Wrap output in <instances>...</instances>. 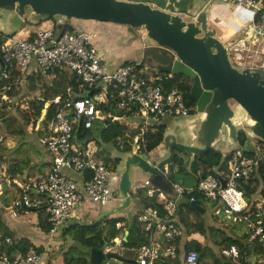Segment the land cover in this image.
Listing matches in <instances>:
<instances>
[{"label":"built area","instance_id":"1","mask_svg":"<svg viewBox=\"0 0 264 264\" xmlns=\"http://www.w3.org/2000/svg\"><path fill=\"white\" fill-rule=\"evenodd\" d=\"M212 1L246 11L253 36L264 43V0ZM63 23L61 16H56L50 27L26 38L0 32L2 102H9V94L17 96L14 88L19 90L27 78L47 80L56 72L64 73V69H68L71 74L68 80L74 79L76 83V88L66 84L58 94L45 101L37 122L28 128L29 132L44 134V138H39L51 159L48 170L38 178L23 182L7 181L19 191L7 207L10 216L18 218L33 214L44 217L48 237L56 234L71 212L85 201L104 206L122 200L117 190H112L110 186V176L115 167L104 162L103 149L98 146L95 134L90 133L95 130L99 119L111 116L110 113L102 115L101 104L107 103L109 98L114 99L110 124L117 120L122 129L115 144L123 151L134 154L152 152L147 150L146 137L158 130L163 119L187 117L193 111L177 87L165 86L173 79L172 73L155 70L152 73L154 76L147 79L143 77L147 71L142 66L138 68L139 61L133 60L108 70L98 57L93 31H58V26ZM243 44L227 48L231 63L238 68H264V61L242 62L243 51H249ZM262 53L264 55V50ZM239 55L240 58H236ZM46 84L48 88L54 87L53 84ZM21 98L23 103L28 100ZM36 99L42 100L43 97ZM50 104L56 106L57 111L52 119L46 121ZM125 119L128 121L121 123ZM110 124L101 127L106 128ZM110 143V148H115L113 141ZM244 145L229 151L228 157L224 156L226 158L219 166L209 168L211 173L196 187H184L180 180L170 183L175 192L174 199L152 185L150 178L136 188H145L146 196L156 198L166 210L160 215L156 208L145 206L136 215L147 237L146 242L136 249L138 264H150L151 261L198 264V253L193 249L185 251L180 257L181 240L190 241L191 237L176 224L174 213L176 203L183 195L193 192L201 195L203 203L200 206L205 210L207 207L211 209V218H217L224 226H235L237 237L244 236V251L235 244L221 249L222 257L228 260L225 264H251L250 256L253 260L264 256V144H253L252 150L241 149ZM0 172L3 170L0 169ZM68 172L81 175V180H75ZM159 172L167 179L169 166L159 168ZM221 179L225 183L223 187ZM246 187L251 190L249 195L246 194ZM136 189L130 190L128 195H134ZM192 201L196 200L191 195L189 202ZM114 226L120 228V223L116 222ZM4 241L11 243L9 237H5ZM113 242L114 252L120 254L121 236L113 238ZM41 261V253L32 246L24 254L10 255L6 250L0 251V264H39Z\"/></svg>","mask_w":264,"mask_h":264},{"label":"water","instance_id":"2","mask_svg":"<svg viewBox=\"0 0 264 264\" xmlns=\"http://www.w3.org/2000/svg\"><path fill=\"white\" fill-rule=\"evenodd\" d=\"M209 6L208 2L197 6L193 1L191 7L178 14L148 3L125 0H0L3 35L15 34L25 23L35 25L56 16H61L76 32H82L83 28L72 19L124 25L129 34L135 35V29L144 31L141 38L127 40V43L135 40L139 44L136 48L140 54L138 68L145 66L192 79L189 98L196 113L204 116L198 130L189 137L184 127L196 115L175 118L163 131L161 147L150 154L127 153L126 164L117 171V192L122 200L117 202L113 212L129 206L128 193L136 168L150 177L152 185L174 199L172 185L159 168L170 166L176 153L186 155L190 166L195 157L205 155L210 149H239L240 132L246 136L243 150L253 149L252 138L264 142V68H238L231 63L224 41L209 27ZM109 111L112 116V105ZM111 116L104 119L103 124H110ZM113 123L117 125L118 121L113 120ZM179 134H184L185 141H177ZM220 181L223 187L224 180ZM188 206L199 214L206 211L196 201L189 202ZM106 246L105 241L90 249V264H103L110 259L123 261L115 252H104ZM200 257L198 254L197 262Z\"/></svg>","mask_w":264,"mask_h":264},{"label":"crops","instance_id":"3","mask_svg":"<svg viewBox=\"0 0 264 264\" xmlns=\"http://www.w3.org/2000/svg\"><path fill=\"white\" fill-rule=\"evenodd\" d=\"M125 1H131V2H144L148 3L150 6L159 8L171 13H178L180 14L182 11L187 10L189 7H191V4L193 1H195V4L198 6L199 4H204L206 2L210 3L209 9H208V16H209V27L215 31V34L220 38L221 40L224 41L225 45L227 46L228 49H231L232 46H235L237 44H234L231 42L234 37L240 36L242 38V43L243 45H247L249 51L246 52L243 51V63L247 62H260L264 61V55L262 51L264 50V43L256 38V36L252 37L248 35L247 28H251L249 26V21H248V16L246 11L239 10L238 8L224 4L221 2L217 1H212V0H125ZM227 7V9L224 10V8ZM230 9V10H229ZM229 16V17H228ZM72 21L76 24L79 25L80 27L83 28V30H87V28H94L96 35L99 36L102 34V24L99 22H92V21H87V20H76L72 19ZM92 28V29H93ZM94 32V30H92ZM95 38V42H96ZM128 38H126L127 42ZM128 44V43H126ZM130 45L126 48L127 52H121V54L125 55V57H122L118 63H113L111 58H108V70H114L117 66L130 61V60H136L137 56L134 53V50H136L137 47H139V44L134 40ZM121 48H119L120 50ZM101 62L104 63V59L100 57ZM105 64V63H104ZM147 72L153 73L155 72L156 69H148L146 67L145 69ZM158 71V70H157ZM36 78V77H33ZM33 78H27V80L23 83L21 86L20 93L15 96L19 100L21 96H27L31 97L33 99L42 96V91H40L38 88L41 87V85H46V83L51 86L53 84L54 77L52 76L51 78H48L47 80L43 81V78H37L39 79V83L36 82L35 79ZM30 84H33L30 86ZM37 87H36V86ZM45 94V93H44ZM53 95V94H52ZM22 99V98H21ZM194 116V115H193ZM192 116V117H193ZM190 117V116H189ZM175 119V118H174ZM173 118H166L163 119L160 123L159 127H163V131L166 128V126L172 122ZM118 126V124H117ZM163 134V133H162ZM108 146V144H106ZM162 146V139L159 145L156 148H159ZM41 148V157L40 161H35V162H30V165H23V167H17V171L15 175H12V172L9 171L7 174L4 175V172H0V175H3L4 177H7L5 179V182L0 178V251L2 250H7V249H13L11 251L12 254H20L17 248L19 243L22 245L28 244L29 247H35L40 248L39 250L41 251V256L44 253L45 249L53 248V250H56L60 245V241H54V235L60 236L61 239L66 241V247L60 246L59 250H57L55 253H53L51 260L48 258L44 259L42 256V261L40 262L41 264H50V261L53 262V264H64L63 259L64 258H72V259H85L89 263V253L90 249L92 247H97L98 243L100 240L96 238V233L98 231H102V235L107 239V245L108 251L114 252L113 250V238H109L111 233L114 232V229H118L117 233L115 234V237L121 236L122 238H125L129 234V228L132 226V220L136 215L143 210L144 206L140 203V199L137 197H134L132 195L131 197V202L128 207H125V209L121 211H115L113 212L114 208L117 207L118 205L116 204L117 202H111L106 205H96L92 204L88 201H85L81 206L75 208L72 212L71 215L68 219V223L65 227H61L59 231H57L56 234L53 236L48 237L47 231L43 229V226L46 223L44 217L39 218L33 214L30 215H23L18 218H12L9 214L8 211V206L12 198L16 197L19 193L17 190L16 186H9L7 184V181H26L27 179L31 178H38L41 177L45 174V172L48 170L51 159L48 156L44 146H40ZM108 148V147H107ZM110 148V147H109ZM156 148L152 149L155 150ZM215 149L218 150H227L231 151L228 149H224L222 147H216ZM110 150L113 151V149L110 148ZM103 154L106 155L105 151H103ZM110 156L111 154L108 153ZM182 157L185 158L187 168H189L188 164V158L186 155L183 153H180ZM1 156V155H0ZM112 157V156H111ZM37 168L36 169H34ZM41 167V169H38ZM69 175H71L75 180H81V175L75 174L72 172H68ZM145 175V174H144ZM146 176V175H145ZM145 179H149L148 176L143 177L142 182ZM142 183L141 181H135V178L133 176L131 185H130V190L136 189L140 185L138 183ZM12 183V182H11ZM118 183H119V174L117 170L114 168L113 172L111 173L110 176V186L112 190H117L118 189ZM139 185V186H138ZM10 187V188H9ZM130 192V191H129ZM131 194V193H130ZM131 196V195H130ZM148 202V199L145 200ZM192 215V214H191ZM193 216V215H192ZM122 218L125 220V222L120 223V228H111V223L110 219H116V218ZM201 217V216H200ZM191 219L192 217L189 216ZM201 218L208 220L211 224L214 225L213 218H210V215L203 214ZM189 222L194 223L196 221L190 220ZM216 223V222H215ZM140 226L139 228L142 229L141 223H139ZM91 227V228H90ZM225 229L226 227L223 226ZM74 231L69 233V230L73 229ZM88 228V229H87ZM87 229V230H84ZM83 230V232H82ZM90 231V233L87 231ZM185 234L191 237V240L188 241L186 239L181 240L182 244V250L180 253V257L183 256L185 251L193 249L195 247V243H200V244H207L210 247V250L213 253H216L217 258L219 257V254H217L218 246L215 243V240L212 238V235L208 238H206L204 235L199 233L198 231L194 230H188L187 228L184 229ZM228 231V229H226ZM60 233V234H59ZM82 233L83 239L87 240V243H83L80 241V234ZM123 233V235H122ZM228 236H234L237 237L238 234L235 232V229L231 228L227 232ZM59 234V235H58ZM137 235L138 232L136 229L133 230L132 232V239L137 240ZM5 237H9L11 240V243H6L4 241ZM77 239L81 242V245L77 243ZM114 237V238H115ZM51 241V244L49 240ZM74 239V240H73ZM206 240L208 242H206ZM76 244L80 245L81 252L78 253V255L71 254V246H68L70 244ZM194 242V243H193ZM60 243V244H58ZM107 248L104 249V252L106 251ZM64 252V250H66ZM136 249L137 247H129L127 245H122L119 249V255L123 258V261H119L117 259H110L109 261L103 262V264H138L136 261ZM195 250V249H193ZM53 252V251H51ZM63 252V254H61ZM220 251H218L219 253ZM201 255L200 260L198 264H201L202 261H204L205 264H214L213 259L210 258L209 256L205 255L202 257V253H199ZM250 260H253V257H249ZM39 263V264H40ZM150 264H164L161 261H151Z\"/></svg>","mask_w":264,"mask_h":264},{"label":"trees","instance_id":"4","mask_svg":"<svg viewBox=\"0 0 264 264\" xmlns=\"http://www.w3.org/2000/svg\"><path fill=\"white\" fill-rule=\"evenodd\" d=\"M58 29H59L58 31H73L65 23L59 25ZM0 40H1V37H0ZM161 73H163V72H161ZM153 74L150 72H146L143 74V77L150 79L152 76H154ZM181 78H182L181 76L174 75L173 79L170 80L169 82H167L165 84V86L167 88L177 87L179 89V91L182 92V94L185 98L186 104L191 108V106L193 107V102L190 100L187 92L184 91ZM67 84L71 85L73 88H76V83L74 82V79L68 80ZM21 89L22 88H20L18 90L17 87H15L14 93H16V94L20 93ZM53 89H55V87H53ZM59 91L60 90L55 89L53 91L52 96L58 94ZM8 97L10 98L9 101L12 102V104H15V107L13 109H11L10 112H12L14 109L19 110L17 108L19 106V104H18L19 101H17L18 99L13 97L12 94H9ZM21 97L25 98V96H21ZM12 98L16 101H14V102L11 101ZM47 100H48L47 96H45L42 100H35L34 101L32 99H28L25 102L26 104L24 103L25 107L22 106V109L20 111L22 113V117L20 119L21 121L18 123V126L20 127L19 129H21V130L18 131L17 134L23 135L24 132L27 133L28 128H30L31 126L27 125L28 122L25 124V118L31 119L34 116H36V118H37L40 115L41 109L44 108L45 101H47ZM113 102H114V99L109 98L107 103L100 105V107H102V115L103 116H105L106 114L109 113L110 105ZM3 103H5V102L3 101ZM1 107L2 106H0V108ZM56 111H57L56 106H54L53 104H50L47 108L45 120L47 121V120L52 119L54 117ZM5 115L6 114H1L0 117H2L4 120H6ZM103 121H104L103 118L99 119L95 123V130H91V132L90 131L89 132L92 134H95V133L99 134L101 141L105 145L108 144L110 147L112 145V143H110V142L114 141L117 138V136L122 133V129L114 123L108 125L106 128H102L101 126L103 125ZM22 123L27 125L26 131L23 129V126H21ZM162 133H163V127H158V130L156 132L148 134V136L146 137L147 150L148 151L156 148L159 145V143L161 142V139H162ZM239 140H240V145H243L245 143L246 136L244 133H242V132L239 133ZM257 141L261 142L260 140H257ZM97 144H98V146L100 145L99 142H97ZM227 153H229V151H227V150L210 149L205 155H203L201 157H195L194 161L189 166V168H187L185 158L182 157L180 155V153H176L174 155L173 160H172V164L169 166V174H168V177L166 180L169 183H176L180 180L184 187H196L199 184L201 179L205 178L209 173H211L208 171V169L209 168H215V167L219 166L221 164V162H223L222 160L226 158L224 156H227ZM104 162L106 164H110V165L115 167L117 162H118V158H116V157L111 158L109 154H106V155H104ZM19 167H23V166L19 165ZM11 172H12V175H15V173H16L15 169H12ZM245 190H246V194L249 195L251 193V190L248 187H246ZM145 193H146L145 188H138V189H136L134 197L139 198L140 203L144 207L145 206H152L158 210L160 215L165 214L166 210H164L162 204L160 202H158V200L156 198L147 197ZM191 195L194 197V199L196 200V202L199 205H202V203H203L202 197L198 192H193ZM191 195L184 194L183 197L181 198V201L176 203L175 211H174L176 224L182 230L187 228L190 231L191 230L198 231L199 233L204 235L206 238H208L211 234L212 238L215 240V243L217 245H219L218 246L219 248L217 250V254H219L218 258L216 256V253H213L210 250L209 245H207V244L195 243V247H193V249H195V251L198 254L202 253V257L207 255L210 258H212L214 261L213 262L214 264L228 263V260L224 259L221 255V253L220 252L218 253V251H221V249L224 246L229 245V244H235L239 247V249L241 251H244L245 245L242 241L244 239V236L243 237L228 236L227 235L228 231L223 226L213 225L208 220L206 221V219H204V218L200 219V221H198V222L197 221L194 223L189 222L190 221L189 216L191 214L194 216H197V217H200V216L202 217L203 214H206V212L203 214H199L198 212L189 208V206H188L189 205V198ZM146 199H148V202L145 201ZM119 221L125 222V220L122 219L121 217L116 218V219H110L111 228H114L115 223L119 222ZM125 225H126V222H125ZM139 226H140L139 222L136 220V217H134L132 220V226H130V228L128 230L129 231L128 236H126L125 238H122V240H121L122 245H127L129 247H133V248L137 247L138 248L141 244L146 242L147 237H146L144 231H142L141 228H139ZM43 229L47 231L48 225L45 224L43 226ZM87 229H84V230H87ZM134 229H136L138 232L136 241H135V239H132V237H131ZM117 230L118 229H114V232L111 233L109 238H114L115 234L117 233ZM82 232H83V230H82ZM88 232L90 233L89 230L87 231V233ZM122 235H123V233H122ZM96 238H98L100 240L97 247L101 246L103 244V242H105L107 240L102 235V231H98L96 233ZM80 241H82L83 243H87V240L83 239L82 233L80 234ZM206 242H208V241L206 240ZM18 247L19 248H17V249L20 252V254H24L27 251V249L29 248V245L28 244L22 245L19 243ZM39 249L40 248H37L38 252H41ZM11 250H13V249H11ZM11 250L7 249L6 251L8 254L12 255L13 251H11ZM63 263L64 264H88V261L85 259H80V258H78V259L64 258ZM245 264H248V263H245ZM260 264H264V258H261Z\"/></svg>","mask_w":264,"mask_h":264},{"label":"rangeland","instance_id":"5","mask_svg":"<svg viewBox=\"0 0 264 264\" xmlns=\"http://www.w3.org/2000/svg\"><path fill=\"white\" fill-rule=\"evenodd\" d=\"M225 9H227V7H225L224 10ZM54 21H55V17L48 19V20H45V21H42V22L35 24V25L25 23L21 27V29L15 33V35H16V37H19V38H26L30 34H35L39 30L50 27L54 23ZM87 21H91V20H87ZM94 22H96V21H94ZM99 23L102 24V27H101L102 34L101 35L97 36L95 29L93 27H92L93 29L87 28V30H91V29L94 30V32H95L94 43H95L96 51L98 53V57H102L104 59V63H105L106 67L108 66L107 61H108L109 57L111 58L113 63H118L122 57H125V55L121 54V52H124V51L127 52L126 48L130 45L129 43L126 44L127 43L125 41L126 38L132 37L133 39H139L144 34V31L140 30V29H135V35L131 34V33L129 34L127 32V27L124 25H118V24H114V23H105V22H99ZM247 32H248V35L251 36V33H252L251 28H249V29L247 28ZM252 35H253V33H252ZM252 37H254V36H252ZM95 38L97 39L96 42H95ZM231 42H233L234 44L240 45L242 43V38L240 36H236L233 38V40ZM119 48H121V49L119 50ZM134 53L137 56L136 60H134V61L137 62L139 60L140 54L138 53L137 50H134ZM236 58H240V55L236 56ZM142 69L145 70L146 67L142 66ZM64 70H65L64 73L56 72V75H54L53 85H54L55 89L61 90L62 88H64V86L67 84L68 79L71 78L70 71L68 69H64ZM33 79H35L37 83H39V81H40L37 78H33ZM31 85H33V84H30V86ZM38 89L40 91H42V97L44 98L45 96H47V99L52 98L53 91L55 90L53 88H48L47 84L41 85V87ZM25 98L26 99H33V98L27 97V96H25ZM33 100H37V99L35 98ZM11 101L14 102L16 100H14L12 98ZM17 101H19L18 102L19 106L17 107L19 110L14 109L12 112H10L11 109H13L15 107V104H12V102H10V101L7 103L6 102L3 103L0 99V106H2L0 108V115L6 114L5 115L6 120H4L2 117H0V138L3 140L0 142V154H1V156H0V166H1L0 169L3 170L4 175L7 174V172L11 171L12 169H15V171H17L16 169L19 165H22V166L25 164L30 165V162L33 163L35 161H38V160L40 161V159H42L41 153H40V151H41L40 146H42V144L40 143V138H44V134L42 132L37 133L35 131L29 132V129H28L27 133L24 132L23 135L17 134V132L21 130V129H19L20 127L18 126V123L21 121L20 119L22 117V113L20 111L22 109V106L25 105L23 103V101H21V98H19V100H17ZM231 104L234 105L233 102H231ZM191 109L193 111H192V114L190 115V117H192L193 115L194 116L196 115V117L193 121L187 123L184 126L185 132L189 137L193 136L194 135L193 133H196V131L198 130V127L200 126L201 118H204V116H201L198 113H196L194 107L191 106ZM42 115H44V112L42 113ZM127 121L128 120L125 119L124 121L122 120L121 123H125ZM27 122H28L27 125L32 127L37 122L36 116L32 117L31 119L25 118V124ZM25 124L22 123L21 126H23V129L26 131L27 125H25ZM102 126H104V125H102ZM215 130H216V124H215L214 131ZM225 131H222L224 135H226ZM95 137L97 139L96 142H99L103 151H105L106 154L110 153L112 157L118 158V162L115 166V169L117 171L122 170L123 169V163L126 164V161H127L126 155H127V153H130V152L123 151L122 149L118 148V146L115 144L116 140L113 141L115 148H112L113 149V151H112V150H110L109 145L107 148V145L105 146L104 144L101 143V138H100L99 134L95 133ZM123 138L125 139V136H123ZM176 138H177V141H179V142L185 141L184 134H179V135H177ZM257 140L258 139L252 138L251 141L254 145H259V144L264 143L261 140H260L261 142H259ZM102 154H103V152H102ZM34 169L37 170V168H35V167H34ZM38 169H41V167H39ZM133 176L135 178V181H141V182H142L143 177H146L139 168H136L134 170ZM0 178L5 182V179L7 177L0 175ZM138 184L142 185L140 182ZM9 186H14V184L12 183ZM206 213L208 215H212L211 209L209 207L206 208ZM190 217H192L190 220H194L197 222L200 221V219H202L201 217H197L194 215L193 216L190 215ZM212 220L214 222V225H216V226H218V225L222 226L223 225L224 226V224H222V222L217 221V218H213ZM225 227H226V229H228V231L232 228L230 225H226ZM233 229H235V232H237L235 226L233 227ZM73 231H74V228L69 230V233H71ZM53 237H54V241H60L61 245L63 247L64 246L66 247V245H67L66 241L61 239L60 236L54 235ZM51 241H53V240L52 239L49 240L50 244H51ZM76 241L78 244L81 245V242L77 238H76ZM60 243H58V244H60ZM80 245L72 244L70 242V244L68 246H71V248H72L70 251L71 254L78 255V253L81 252ZM60 246L56 250H53L52 247L49 249H45L44 253L42 254L43 258L44 259L48 258L49 260H51L53 253H55L57 250H59ZM51 251H53V252H51ZM66 251H67V249L64 250V252H66ZM61 254H63V252H61ZM261 258H264V256H261L260 258H257L254 260L251 259V260H249V262L251 261L250 262L251 264H260ZM50 264H53V262L50 261ZM201 264H205L204 261H202Z\"/></svg>","mask_w":264,"mask_h":264},{"label":"flooded vegetation","instance_id":"6","mask_svg":"<svg viewBox=\"0 0 264 264\" xmlns=\"http://www.w3.org/2000/svg\"><path fill=\"white\" fill-rule=\"evenodd\" d=\"M181 77H182L181 78V81L183 83L184 91L187 92L188 96L190 97V90H191V86H192V79L190 77H186V76H181ZM193 107L195 108L194 104H193ZM191 114H192V112H191ZM189 116H187V117H189Z\"/></svg>","mask_w":264,"mask_h":264}]
</instances>
